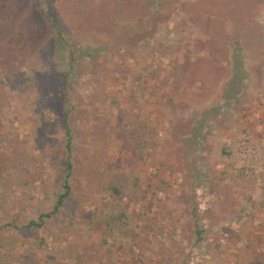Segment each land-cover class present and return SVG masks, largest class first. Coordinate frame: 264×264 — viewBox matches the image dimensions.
<instances>
[{"label": "rangeland", "instance_id": "1", "mask_svg": "<svg viewBox=\"0 0 264 264\" xmlns=\"http://www.w3.org/2000/svg\"><path fill=\"white\" fill-rule=\"evenodd\" d=\"M58 1L42 0L47 16L36 0L0 8V44L25 52L13 79L0 64V178L10 154L32 162L1 192L0 222L37 220L46 187L62 190L70 107L74 195L43 229L1 230L16 246L0 264H264V0H179L129 49ZM125 121L157 129L143 162ZM117 171L139 180L121 204L106 191Z\"/></svg>", "mask_w": 264, "mask_h": 264}, {"label": "trees", "instance_id": "2", "mask_svg": "<svg viewBox=\"0 0 264 264\" xmlns=\"http://www.w3.org/2000/svg\"><path fill=\"white\" fill-rule=\"evenodd\" d=\"M12 1L0 0V8L9 6ZM16 2H19V0H16ZM58 2L85 17L96 18L101 28L118 36L120 46L129 49L140 48L146 43L150 44L160 24L164 20L169 19V14H166L164 10L172 8L179 0H62L61 2L59 0ZM41 4L42 0H36V9L47 16ZM54 26L58 34L63 38L62 29L57 25ZM16 54L24 55L25 52L21 50L15 39L0 44V64L9 79H13L10 67L12 66V61L17 57ZM71 55L72 60H74L72 53ZM71 68H73L72 64ZM73 110L74 107H70L64 115L65 143L61 144L60 147H63L66 153V172L64 173L62 190L58 191L53 190L51 187H46L38 210L37 220H32L20 227L0 222V231L11 227L19 233L25 230L43 229L66 209L74 195L72 181L76 170L73 133L69 121V114ZM121 134L124 139L123 147L133 151L136 163L143 162L149 149L157 145V129L147 122L125 121L121 125ZM9 156L7 162L9 173L5 179L0 178V194L2 191L8 192L13 187L12 172L14 170L27 169L32 164L30 156L25 152L19 151L15 155L12 156L10 154ZM132 185L134 189H138L139 180L132 181L127 173L117 171L109 177L106 191L114 201L121 204L126 200L128 189ZM123 217L124 214L116 215L111 218V221L122 220ZM137 232L142 233L141 230ZM196 234L197 242H202L204 231L197 228ZM0 240L1 249H13L16 246L15 238L1 235Z\"/></svg>", "mask_w": 264, "mask_h": 264}]
</instances>
